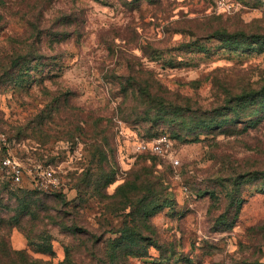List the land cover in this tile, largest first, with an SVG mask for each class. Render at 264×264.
Listing matches in <instances>:
<instances>
[{"label": "rangeland", "instance_id": "obj_1", "mask_svg": "<svg viewBox=\"0 0 264 264\" xmlns=\"http://www.w3.org/2000/svg\"><path fill=\"white\" fill-rule=\"evenodd\" d=\"M253 33L264 0H0L1 198L49 214L0 225V246L31 264H100L125 243L143 255L115 264H264V109L227 103L264 88ZM173 107L213 122L186 139ZM162 137L163 156L139 149Z\"/></svg>", "mask_w": 264, "mask_h": 264}, {"label": "trees", "instance_id": "obj_2", "mask_svg": "<svg viewBox=\"0 0 264 264\" xmlns=\"http://www.w3.org/2000/svg\"><path fill=\"white\" fill-rule=\"evenodd\" d=\"M224 35L225 34H221L222 37H224ZM239 36L235 35L233 37L238 38ZM244 36L248 38L252 44L254 45L258 44L259 48L264 47V35L253 33L251 35L245 34ZM231 37L232 36H228L229 41L232 42L233 44L237 43L235 40L232 41ZM20 63L21 62L19 58L14 62V66L17 67L20 65ZM131 80L136 86H139L138 93L141 96H144L145 101L150 100L149 103L150 102L151 104L156 103L155 105L156 107L152 106L151 104L150 105L147 104L146 112H148V114L150 110H155L156 114H161L163 112L165 113L166 108H167L166 104H164L162 101H159V100L151 101V100H154V98L151 97V94L148 92V90L145 87L141 89L140 88L141 85L140 83L136 82L135 77ZM128 87H131V85ZM260 99H262V102L259 101ZM263 99H264V88L261 89V91L259 92L253 91V90L245 92L241 95H238L236 98H234V100L232 99L227 103H233V106H231L233 107V109H230V111L231 113H234L239 116L241 113H238V111L240 108L244 106H248L250 109H252V111H254V113L259 111L261 107H263L264 109ZM173 108H174L172 112L173 115L177 117V120L178 119L181 120V123H178L177 126L178 127L183 126L182 131L184 130V127L185 129L188 130V134L185 136L186 139H189L190 137H194V136L198 137L203 132V130L208 129L210 127L211 124L209 123L213 122V121L210 122L207 120H201V118H198L196 114H195L196 116H194L192 114V111L189 110L188 108L186 109H183L181 107L180 108L173 107ZM250 116L253 117L252 114H250L248 117ZM236 120L237 118L233 119L232 117L230 118L228 123H233ZM193 127H196L197 129L193 130ZM1 195L2 194L0 193V223H1L0 225L5 224V228H13V227L21 228L22 223L27 219L32 220L41 214H46L47 216H49V214H47L44 208L46 204L42 202L39 198H36V196L30 199L29 196L30 197L32 196L27 193H23L21 195L17 193H11L9 195V198L10 200H14V204L10 205L4 202L3 198H1ZM33 195H36V193H34ZM4 211H7L8 214H10L6 220L5 219L3 220L2 218ZM73 230H76V227H73ZM129 232L130 230L125 231V233L123 232V236H126V234H128ZM128 237H130V235ZM102 239L103 238L99 240V243L102 242ZM93 244H95V242ZM95 245H97V243ZM131 249L132 247L126 246V243L123 246H114L109 252H107V256H108L107 258L104 255H101L99 262L100 264H115L114 262H116L121 257L127 260L131 256H142L143 255V250H141L142 248H140L139 251L131 250ZM16 254L17 252H14L8 246H0V264H31L29 262H26V263H23V262L21 263V261L19 262V260H17L16 258L17 256ZM14 259H15V262L13 261ZM67 264H70L69 259H67Z\"/></svg>", "mask_w": 264, "mask_h": 264}, {"label": "built area", "instance_id": "obj_3", "mask_svg": "<svg viewBox=\"0 0 264 264\" xmlns=\"http://www.w3.org/2000/svg\"><path fill=\"white\" fill-rule=\"evenodd\" d=\"M167 142H168L167 138L162 137L159 140L151 142V143H141L139 145V149H141L142 151H148L153 154H158V155L163 156L166 153L164 146L166 145ZM2 166L6 169H11L14 180L17 183H20L22 181V169L23 168L20 164L12 162L11 159L6 158L2 161ZM41 176L45 180L51 181L53 177L52 170L42 169Z\"/></svg>", "mask_w": 264, "mask_h": 264}]
</instances>
